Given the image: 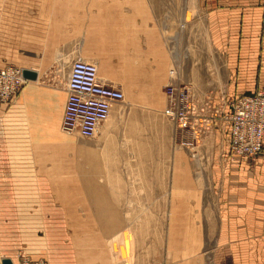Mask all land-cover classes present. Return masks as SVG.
<instances>
[{
    "label": "crops",
    "instance_id": "1",
    "mask_svg": "<svg viewBox=\"0 0 264 264\" xmlns=\"http://www.w3.org/2000/svg\"><path fill=\"white\" fill-rule=\"evenodd\" d=\"M188 8L196 10L194 15L197 19L204 16L213 52L226 62L225 85L220 88L224 89L225 95L220 109H228V102L239 96L264 90V0H199L185 9L182 18ZM7 10V38L11 46L19 45V48L14 46L11 50L18 48L21 51V68L38 74L37 81H31L25 87L16 103L13 101L4 107L3 113L0 112L6 130H19L22 124L33 123L40 132L36 137L43 139L31 147L34 161L29 159L20 163L19 171L25 172L21 178H26L21 183L27 187L33 186V182L37 184L40 179L44 183V171L47 170L49 180L45 183L58 187L56 192L66 200L64 203H68L63 215H57L55 219L67 218L66 224L74 229L73 232L86 234L83 243L78 239V246L83 248L75 251L80 255L78 263L107 264L109 257L105 249L93 248L88 252L84 248L92 241L102 242L101 237L93 236L104 230L95 229L100 227V223L92 213L94 211L86 208L90 198L84 184L82 180L77 184V179L72 177L77 169V162L74 160L73 163V159L68 158L72 154L69 145L73 142L59 136L68 98L70 66L74 59L86 58L85 62L95 64L99 75L122 89L131 103L165 106L163 89L169 82L172 67L177 68L179 82L184 83L179 36L174 38L176 49L173 52L159 24V10L152 0H20L10 2ZM59 58L73 60L61 71L55 64ZM197 81V87L203 89L200 80ZM116 110H119L118 106L112 113ZM207 115L210 117L211 113ZM214 122L215 125L211 121L206 124L208 129H212L207 137L206 151L211 155L209 180L219 201L223 233L251 235L260 232L264 229V152L254 161L244 158L231 161L228 153L229 125ZM44 131L48 136L43 134ZM66 144L68 154L62 153L66 152ZM45 153L51 154L49 169L43 168ZM11 160L12 156L8 169L13 174L15 161ZM32 165L37 167L35 177L28 175V171L33 172ZM187 172L186 182L175 175L168 216L170 234L175 238L173 245H178L176 250H184L182 242L190 231L194 236L190 244L193 252L199 250L203 242L200 236L203 233L200 202L202 200L204 204V197L197 188V194L190 195L189 186L192 188L194 183L188 168ZM12 183L10 179V185L14 186ZM62 183H71L73 187L64 188ZM74 188L79 190L77 194L72 191ZM100 202H110L107 194L101 192ZM80 203L85 204L83 215L75 208ZM114 212L116 217L121 216ZM57 224L59 233L61 225L59 221ZM62 264L72 263L67 260Z\"/></svg>",
    "mask_w": 264,
    "mask_h": 264
},
{
    "label": "rangeland",
    "instance_id": "2",
    "mask_svg": "<svg viewBox=\"0 0 264 264\" xmlns=\"http://www.w3.org/2000/svg\"><path fill=\"white\" fill-rule=\"evenodd\" d=\"M152 1L159 10V24L170 41L173 52L176 49L174 38L179 36L183 82L190 89L195 103L205 104L213 100V110L221 108L225 95L224 89H220L221 85H225V59L213 52L203 15L201 19H197L194 15L196 10L188 8L187 14L182 18L185 9L199 0ZM10 2L20 0H0V68L6 65L21 68L19 45L11 46L7 38L6 14ZM14 46L18 48L11 50ZM72 60L59 58L55 64L62 71L64 65ZM21 69L24 75L25 69ZM35 75V79L25 78L26 85L19 95L31 81H37L38 74ZM197 80H200L199 84L203 89L197 87ZM163 93L166 106L165 88ZM18 97L13 103H16ZM165 106L135 105L126 97L125 102L118 106L119 110L112 113L97 137L92 140L66 134L60 127L59 136L73 142L69 145L72 154L68 158H72L73 163L77 162V169L72 177L77 179V184L81 180L84 184L90 198L86 208L94 211L92 213L100 223V227L95 229L104 230L93 236L101 237L102 242L92 241L84 248L88 252L93 248L105 249L109 257L107 264H264V229L251 235L223 233L219 201L209 180L208 162L211 155L206 151V143L212 129L206 128L197 138L191 137V145H181L180 136L176 135L172 124L163 115ZM3 109L4 107H0V112L3 113ZM2 117L0 264H6V261L16 264L21 254L43 256L51 264H62V261L67 260L72 264H79L77 257L80 255L75 254V251L83 249L78 246V239L83 243L86 234L73 232L74 229L66 224L67 218L55 219L57 215H63L68 203H64L66 200L56 192L58 187L45 183L49 180V172L44 171V183L40 182L41 179L29 187L21 183L26 178H21L25 172L19 171L20 163L29 159L34 161L35 155L31 147L43 140L36 137L40 133L38 127L29 122L32 125L22 124L23 130L8 131ZM212 124L216 123L212 121ZM43 134L48 133L44 131ZM67 145L64 147L66 152L62 153H67ZM49 155L51 154H44V169L51 168ZM11 156V162L15 161L12 165L15 167L13 174L8 169ZM183 166L188 168L189 176L196 184L192 185L194 189L189 186L190 195H196L197 188L204 197V204L202 200L200 202L203 222V233L200 236L203 242L200 249L193 252L190 248L193 233L187 231L182 242L184 250H176L178 245H173L175 238L170 234L168 215L175 175L181 176L183 182L188 178L187 168L183 169ZM35 168L37 167L32 165L33 172L28 171V175L35 177ZM10 179L14 186L10 185ZM70 186L73 187V184L67 183L64 188L70 189ZM75 188L72 191L77 194L79 190ZM81 191L84 193L82 189ZM101 192L107 194L110 202H100ZM75 208L81 215L85 213V204H76ZM114 211L121 216L116 217ZM58 221L61 225L59 233ZM173 229L175 230V225Z\"/></svg>",
    "mask_w": 264,
    "mask_h": 264
},
{
    "label": "built area",
    "instance_id": "3",
    "mask_svg": "<svg viewBox=\"0 0 264 264\" xmlns=\"http://www.w3.org/2000/svg\"><path fill=\"white\" fill-rule=\"evenodd\" d=\"M26 84L23 70L14 65L0 68V107L10 105ZM166 106L163 115L172 124L181 145L193 143L206 130L209 121L229 125V159L255 160L264 152V90L242 95L228 102V109L213 110V100L195 103L188 86L179 82L177 68L169 71L165 87ZM68 98L62 130L69 135L92 140L109 119L114 107L122 105L125 96L117 86L99 75L98 67L83 60L73 61L68 80ZM224 108V107H223ZM208 113L211 116L208 117ZM16 264H50L46 258L19 255Z\"/></svg>",
    "mask_w": 264,
    "mask_h": 264
},
{
    "label": "water",
    "instance_id": "4",
    "mask_svg": "<svg viewBox=\"0 0 264 264\" xmlns=\"http://www.w3.org/2000/svg\"><path fill=\"white\" fill-rule=\"evenodd\" d=\"M24 76L25 78H34L35 79V73L29 72V71H25L24 72ZM6 264H11L9 261H6Z\"/></svg>",
    "mask_w": 264,
    "mask_h": 264
},
{
    "label": "bare ground",
    "instance_id": "5",
    "mask_svg": "<svg viewBox=\"0 0 264 264\" xmlns=\"http://www.w3.org/2000/svg\"><path fill=\"white\" fill-rule=\"evenodd\" d=\"M89 63H90V62H89ZM98 71H99V70H98ZM169 71H170V70H169ZM25 85H26V84H25ZM18 95H19V94H18ZM18 95L16 96V98L18 97ZM124 96H125V95H124ZM16 98H15V99H16ZM15 99H14V100H15ZM125 99H126V97H125ZM14 100H13V101H14ZM13 101H12V102H13ZM12 102H11V103H12ZM124 102H125V100H124ZM124 102H123V103H124ZM6 106H7V105H5V106H3V107H6ZM119 106H120V105H119ZM114 108H115V107H114ZM114 108H113V109H114ZM111 113H112V112H111ZM110 116H111V115H110ZM109 118H110V117H109ZM108 120H109V119H108ZM108 120H107V121H108ZM105 123H106V122H105ZM101 128H102V127H101ZM73 136H75V135H73ZM77 137H78V136H77ZM43 258H44V257H43Z\"/></svg>",
    "mask_w": 264,
    "mask_h": 264
}]
</instances>
